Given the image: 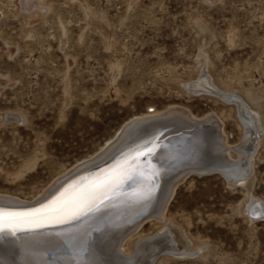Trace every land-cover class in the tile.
Instances as JSON below:
<instances>
[{
	"label": "rangeland",
	"instance_id": "obj_1",
	"mask_svg": "<svg viewBox=\"0 0 264 264\" xmlns=\"http://www.w3.org/2000/svg\"><path fill=\"white\" fill-rule=\"evenodd\" d=\"M201 76L259 111L264 131V0H0V195L33 201L130 119L171 107L215 114L238 148V105L186 87ZM262 136L247 181L190 175L125 250L165 233L186 254L154 264H264V217L248 213L264 202Z\"/></svg>",
	"mask_w": 264,
	"mask_h": 264
},
{
	"label": "bare ground",
	"instance_id": "obj_2",
	"mask_svg": "<svg viewBox=\"0 0 264 264\" xmlns=\"http://www.w3.org/2000/svg\"><path fill=\"white\" fill-rule=\"evenodd\" d=\"M204 79L201 76L203 83L186 87L193 92L207 89L223 98L232 97L246 128L245 140L238 148L229 145L223 123L215 114L198 118L183 108L171 107L155 115L133 117L98 153L74 165L33 201L0 195V208L7 211L39 206L53 198L39 210L55 215L58 209L74 206L81 194L96 185L116 181L115 190L94 198L91 211L85 208L86 214L78 219L69 214L63 222L50 221L43 228L19 230L15 237H8L0 245V264H154L162 251L185 255L176 251L173 239L165 233L157 240L136 245L135 251L127 252L124 247L148 220L165 218L178 185L190 175L218 172L235 183L247 181L264 133L259 111L239 95L218 89L211 76L210 81ZM154 137L164 141L146 160L147 148L142 144ZM232 149L240 153L242 164L232 158ZM116 156L118 160L109 163ZM106 163L104 169L90 174ZM134 166L140 170L133 179L125 186L119 185ZM248 213L263 217L264 202L253 198ZM164 243L166 247L161 248Z\"/></svg>",
	"mask_w": 264,
	"mask_h": 264
},
{
	"label": "snow or ice",
	"instance_id": "obj_3",
	"mask_svg": "<svg viewBox=\"0 0 264 264\" xmlns=\"http://www.w3.org/2000/svg\"><path fill=\"white\" fill-rule=\"evenodd\" d=\"M116 181H105L87 193L81 194L74 206L68 209H58L55 215L42 214L40 210L29 212L7 211L0 208V245L5 244L8 237H15L19 230H36L43 228L50 221L63 222L66 215L73 219L91 211L90 202L97 197H102L108 191H114ZM82 250V249H81Z\"/></svg>",
	"mask_w": 264,
	"mask_h": 264
},
{
	"label": "water",
	"instance_id": "obj_4",
	"mask_svg": "<svg viewBox=\"0 0 264 264\" xmlns=\"http://www.w3.org/2000/svg\"><path fill=\"white\" fill-rule=\"evenodd\" d=\"M164 140H160L159 138L158 139H156L155 137L154 138H150V139H148V140H146L145 142H144V144H142L143 146H145V148H147L146 150H147V153H146V160H147V157L149 156V154H151V152H153V150H155V148L158 146H160V143H162ZM137 147H139V145L137 146ZM133 150V149H132ZM130 151V150H129ZM124 153H126V152H124ZM124 153H122V154H124ZM122 154H120V155H122ZM119 156V155H118ZM118 156H116L115 158H113L112 160H110L109 161V163H114V162H116L118 159H116ZM124 156H122V158H123ZM109 163H106L105 165H103V166H99L98 168H96V169H94V170H91L90 171V174L92 175V173H94V172H98V171H100V170H102V169H104V167L105 166H107ZM147 163V162H146ZM137 170L139 171L140 170V168L138 167V166H134V168H131V169H129V171H128V173L123 177V179L120 181V184L119 185H121V186H125L127 183H129L130 182V180H132L133 179V176L136 174V172H137ZM157 171H159V169H157L156 170V172ZM213 173H218V172H204V173H202L201 175L203 176V175H209V174H213ZM89 174V175H90ZM194 174H196V173H194ZM222 174V173H221ZM224 176V175H223ZM225 177V176H224ZM226 178V177H225ZM75 180V179H74ZM76 182H78L77 180L76 181H74L73 183H76ZM52 200H54L53 198L51 199H49L48 201H46V202H44L43 204H41V205H39V206H35V207H29V208H24L23 210H21V211H16V212H29V211H34V210H39V209H41V207H44V206H47ZM251 216V215H250ZM264 217V216H263ZM263 217H256V216H251V218L253 219V220H260V219H262ZM20 234V233H19Z\"/></svg>",
	"mask_w": 264,
	"mask_h": 264
}]
</instances>
